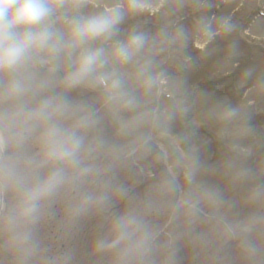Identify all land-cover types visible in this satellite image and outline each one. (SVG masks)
Segmentation results:
<instances>
[{
    "label": "clouds",
    "instance_id": "9594fccd",
    "mask_svg": "<svg viewBox=\"0 0 264 264\" xmlns=\"http://www.w3.org/2000/svg\"><path fill=\"white\" fill-rule=\"evenodd\" d=\"M85 4L0 0V185L14 193L6 223L17 247L30 241L28 225L38 218L42 203L93 171L84 165L85 132L95 121L64 93L79 87L101 89L111 105L135 107L117 69L143 54L147 37L132 31L111 47L105 44L126 16L154 14L159 5L153 0H118L98 5L92 14H79ZM228 27L221 24L223 31ZM138 79L145 91L164 83L147 64L140 67ZM102 200L85 196L77 211ZM138 230L134 217H121L114 224V238L97 247L126 245L122 255L131 257L143 251L147 240L136 236Z\"/></svg>",
    "mask_w": 264,
    "mask_h": 264
},
{
    "label": "rangeland",
    "instance_id": "374dc122",
    "mask_svg": "<svg viewBox=\"0 0 264 264\" xmlns=\"http://www.w3.org/2000/svg\"><path fill=\"white\" fill-rule=\"evenodd\" d=\"M98 2L103 0H96ZM181 1V0H180ZM170 3L171 7H167L166 5L163 6L161 10H159V13H157V16L153 18V20L159 21L160 19H163L164 14L166 12L175 13L180 12L179 11V5L177 4L176 0H172ZM154 3L157 4L158 0H154ZM251 8V7H250ZM244 10V9H243ZM240 10L237 12L238 21L240 23H244L245 21H250L252 18L256 15L252 9L249 10L251 13L250 17L247 19L242 18V11ZM159 18V19H157ZM257 18V16L255 17ZM258 19V18H257ZM255 21V20H254ZM261 26V27H260ZM259 30L263 33L264 32V21L262 23V20L259 21ZM251 32V31H250ZM253 34V32H252ZM251 34V35H252ZM198 42H201L200 44H204L207 41V38L205 37L204 40L200 38H194L191 37ZM187 39L185 40L184 44L183 41L175 42V48L179 49H185L187 52H189L188 47L194 48V45L187 46L186 44ZM161 44H156V48L161 50ZM195 49V48H194ZM197 50V49H196ZM227 48L216 46L214 49L213 56L211 57V60L214 62L215 66H224L225 63L222 60L223 54H226ZM197 59H199V55L197 53ZM199 68L201 69H207L208 65L206 63H202ZM252 67H249L248 70H250ZM244 72V71H243ZM246 74V72H244ZM258 72L255 68H253L251 75H257ZM220 75V74H219ZM242 73L236 74L234 76V82L238 85H244V81L242 79ZM259 77V76H258ZM258 77H251L252 79H258ZM220 78V76H219ZM188 82H193V79H188ZM230 84V79L227 77L224 80H221L217 83V90L216 94L218 96H221L222 94H227L226 92H222V90H226V86ZM202 86L201 84L197 85L194 84V92L197 91V88ZM245 86V85H244ZM256 91V90H255ZM199 93H194L196 96L195 100H192V105H189L187 108L192 110L193 113H195L196 119L199 117L200 113V122L201 125H206L209 129L213 131V133L218 137L220 144L229 143L235 148L241 149V150H247L248 146L251 148L252 145V139L250 136H246L244 138H238L236 135L229 134L227 135L225 132H223L224 128H230L232 126V123L228 122L230 117L228 116L227 119L223 118L227 113V107L228 103L226 101H221L219 98H217L214 94L210 93L207 95V97H203L201 104L199 103V100L201 99ZM230 94V93H229ZM256 100H258V96H254ZM242 99V98H241ZM237 99L236 103H239L238 107H242L241 102L242 100ZM251 102L253 99L250 100ZM223 103L225 104V108L220 109L219 104ZM235 103V104H236ZM199 105L201 106L199 109ZM237 105V104H236ZM262 108L264 109V105H262ZM240 114V113H239ZM238 115H236L235 120L238 121ZM153 132L155 134L163 136L167 142H169L166 132L164 131V127L162 123H157L153 129ZM30 151H35L34 148L30 149ZM264 152V149L262 150ZM210 152V155L206 157L205 159L201 158V155L198 151H193V149L189 152H187L185 155L178 152H176L174 149H172L171 158L174 162L175 166L182 169H186L188 171V175L190 179L192 180V186L185 188L186 196L190 199L197 207L204 208L205 210L212 212L215 209V202L220 200V196L223 193L222 188H218L214 191L210 190L208 187V179H209V173L207 171L208 166L206 165L208 161H211L213 158ZM258 168L261 170H264V163L263 161H260L258 163ZM47 171V170H45ZM228 193V192H227ZM135 198H138L137 200V210H138V224H139V231L141 232V237H143L146 234L151 233L150 229V215L148 214L147 210L145 209L143 211L139 212V200L145 199L148 202L151 201V205L153 204L152 209H156V198L152 195L146 194L144 192L141 194V196H134ZM264 198V194L262 195ZM239 202V208L235 210L226 209L225 213L231 217L232 221L236 224L235 233L237 235V241L238 245H236V249L239 250L241 253H246V255H249L248 258L251 260V264H264V217L262 218L263 207H259L257 204H251V211L248 212V208L246 204H244L245 200L243 198H238ZM261 201H264L261 200ZM154 202V203H153ZM222 202H224V198H222ZM228 205V203H227ZM127 207L131 208L130 205ZM160 208V207H159ZM260 209V210H259ZM129 210V209H128ZM156 213H159V211L156 210ZM264 214V213H263ZM227 216V217H228ZM175 218L176 223L175 226L171 228L172 232L175 234V232L178 233V236L181 238V231H184L185 227H182L180 225V220L178 219L177 215L172 216V218ZM228 217V218H229ZM148 223V225H145V223ZM155 222H152L151 224H154ZM191 230V229H190ZM214 229L207 235V239H205L206 242L203 241L202 235L204 234L201 229L198 230H188V234L184 236V242L183 240L179 242L178 244H174L173 246V252L169 255L171 257L170 263H168L167 259L166 262L168 264H207L208 261L213 257H216L220 252L221 249L224 247V241L221 242V240L218 241L217 237L218 234H214ZM176 236V235H175ZM111 241L112 239H109L107 236H101L96 239L90 238L89 234L81 239H76L72 243H69L67 245V248L63 251V257H61V263L59 264H110L114 263V260L119 261L121 264H125L130 257H123L122 251L123 248L126 247V245H120L116 248L112 249H106V250H99L98 247H94L93 245H98L100 241ZM34 245L28 249L31 257H28V264H50V258L52 255V248L54 246V242L50 240L49 238H42L38 242L33 243ZM162 244V243H160ZM60 246V243L58 244V247ZM159 246L157 247V249ZM117 253V257L114 259L113 252ZM100 255L98 256V254ZM164 252L160 253L159 250L148 260L145 262H142L141 264H159V261L162 259V255ZM207 255V256H206ZM241 255V254H240ZM220 259V256H218ZM221 261V260H220ZM179 262V263H178ZM222 264H224L223 261H221ZM220 264V263H219Z\"/></svg>",
    "mask_w": 264,
    "mask_h": 264
}]
</instances>
